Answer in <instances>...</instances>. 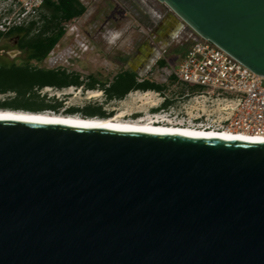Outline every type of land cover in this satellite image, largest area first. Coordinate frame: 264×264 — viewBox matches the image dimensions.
I'll return each instance as SVG.
<instances>
[{
    "label": "water",
    "instance_id": "95a60500",
    "mask_svg": "<svg viewBox=\"0 0 264 264\" xmlns=\"http://www.w3.org/2000/svg\"><path fill=\"white\" fill-rule=\"evenodd\" d=\"M264 77V0H157ZM0 264H264V141L0 117Z\"/></svg>",
    "mask_w": 264,
    "mask_h": 264
},
{
    "label": "built area",
    "instance_id": "2783aa9c",
    "mask_svg": "<svg viewBox=\"0 0 264 264\" xmlns=\"http://www.w3.org/2000/svg\"><path fill=\"white\" fill-rule=\"evenodd\" d=\"M48 1L0 0V33H8L14 28L41 26ZM77 20L65 24V30L73 29L71 23ZM78 38L77 34L76 42L86 51L87 44ZM71 52L78 56L73 50ZM161 61H165V65L160 66ZM155 71H162L164 77H173L178 83L188 86L186 93L190 100L184 108L194 109L196 114L191 116L193 121L190 118L187 122L173 121L163 114L151 117L194 129L264 136V77L216 45L193 33L191 44L180 59L170 61L162 55L147 74L153 77ZM167 122L162 125L172 124Z\"/></svg>",
    "mask_w": 264,
    "mask_h": 264
},
{
    "label": "flooded vegetation",
    "instance_id": "af4514ba",
    "mask_svg": "<svg viewBox=\"0 0 264 264\" xmlns=\"http://www.w3.org/2000/svg\"><path fill=\"white\" fill-rule=\"evenodd\" d=\"M41 27L42 26L34 27L31 31V36H35V34H38ZM91 29H93L92 26L88 30L90 40H92V37L90 36ZM20 40L21 37L17 35L6 37L5 45L9 46L10 49H0L1 64H17L13 61L23 54L24 64L42 63L49 60V56L41 62L36 59L29 58V53L20 47ZM59 45L60 43L58 44V46ZM6 55L8 56L6 57ZM60 61H62V59H60ZM57 62H59V59L57 60ZM75 63L78 67L79 62L75 61ZM115 64H117V62H115ZM89 66H91L89 63H81V68L78 67L76 73H70L69 71H66L64 69H45L47 71H56L59 76L62 77V79L58 84L45 86L44 88L39 89V94H41L46 88L56 89V92L61 93L57 97V99H51L52 95L50 93L47 94L46 97L43 96V104L50 107V111H53L60 115L62 114L64 116H79L82 118H110L116 113V110H108L106 109L105 105L113 102H122L134 92H143V94H146L151 91L152 93H156L157 97L160 98V104L158 107L150 109V113L145 116L163 114L165 116L171 117L173 121L187 122L190 118L191 121L194 120H192L193 117H191L196 114L194 112V109L184 108V104L190 100V97L187 95L186 91L182 93L180 90H177V88L181 84L178 83L173 77L162 76V78L152 77L149 74L139 75L136 77L135 83L126 92V86L121 89L114 88V86L117 84V77L120 73H118L114 78H111L107 73L96 74V72H94V70H91ZM87 71L88 73H86ZM84 72L85 74H83ZM147 83L153 84L155 88L153 90H143L144 85H146ZM96 90H101L102 93L105 94V103L88 102L83 105H79L70 103L67 100L74 93V91H78V93L84 94L89 93V91ZM61 95H63L64 98H60ZM142 112L143 111H138L134 114H131L127 117V120L138 119L143 115Z\"/></svg>",
    "mask_w": 264,
    "mask_h": 264
},
{
    "label": "crops",
    "instance_id": "0c3cea01",
    "mask_svg": "<svg viewBox=\"0 0 264 264\" xmlns=\"http://www.w3.org/2000/svg\"><path fill=\"white\" fill-rule=\"evenodd\" d=\"M80 1L89 12L88 18H94L90 35L94 42L109 44L112 49L125 42L131 45V51L122 50L115 60L118 66L124 67L121 72L130 71L136 77L147 74L164 52L170 55L174 47L182 45H185L186 51L191 44L192 30L157 0V4L150 0H123L126 7L116 0H104V6H99L101 0H95L94 5L90 0ZM130 11L135 12V21L141 27L121 25V16H127ZM149 18L152 23L146 22ZM113 30L120 35L110 43L109 33ZM185 35L186 40L181 42Z\"/></svg>",
    "mask_w": 264,
    "mask_h": 264
},
{
    "label": "trees",
    "instance_id": "16d2710c",
    "mask_svg": "<svg viewBox=\"0 0 264 264\" xmlns=\"http://www.w3.org/2000/svg\"><path fill=\"white\" fill-rule=\"evenodd\" d=\"M45 8L49 15L43 16V24L38 34L31 36L30 28H14L8 33H0V38L17 35L21 37L20 47L29 53V58L43 61L52 51H54L65 35V24L76 18L82 17L87 8L80 0H49ZM165 65V61L160 62V66ZM0 95L15 93L12 100L0 101V109H10L16 111L45 112L50 111V107L43 104V97L38 93L40 88L58 84L61 81L56 71H47L34 67L27 63L1 64L0 63ZM136 76L130 71H123L117 77L115 89L127 87L128 89L135 83ZM155 87L151 83L144 85L143 90H153ZM32 99L41 100L32 103Z\"/></svg>",
    "mask_w": 264,
    "mask_h": 264
},
{
    "label": "rangeland",
    "instance_id": "374dc122",
    "mask_svg": "<svg viewBox=\"0 0 264 264\" xmlns=\"http://www.w3.org/2000/svg\"><path fill=\"white\" fill-rule=\"evenodd\" d=\"M119 2L122 6H125L123 3V0H116ZM154 4H157L156 0H150ZM91 4L94 5L96 2L95 0H90ZM106 2L104 0H101L99 3V6H104ZM126 7V6H125ZM167 8V7H166ZM168 9V8H167ZM169 10V9H168ZM45 15H49L48 10L45 8ZM88 13L86 12L80 19H78L75 22H72L71 26H73V29L66 28L65 35L62 38L60 45L52 51V53L49 55V60L44 61L42 63H33L32 65L34 67L40 68V69H64L66 71H69L70 73H76L77 68H81V63H89L91 66V70H94L96 74L100 73H107L109 77L114 78L119 72L122 71L123 68L115 64V60L118 57V55L122 52V50L131 51L129 44L126 42L124 44L119 45L117 48H111L109 44H98L94 42L93 40L89 39V33L88 30L92 26V22H94V18H88ZM121 25H128L130 27H141L137 25L136 15L135 12H131L127 16H121ZM151 22L152 20L146 19V22ZM79 34L78 40L81 43L87 44V50L84 51L81 45H79L76 42V35ZM187 36H183V39H181V42L185 41ZM5 39L6 37L3 36L0 38V49H10L9 46L5 45ZM71 49L73 52H76L78 56H74L73 53L68 52V50ZM186 49L185 45H182L180 47H174V49L171 51L170 55L167 53H164L163 57L170 61H177L180 59L181 54H184V50ZM183 52V53H182ZM180 53V54H179ZM8 55H6L7 57ZM59 59V62L57 60ZM62 59V61H60ZM68 60V61H67ZM75 61H78V67L75 63ZM13 62L17 64H24V54L17 57ZM88 73V71L86 72ZM85 74V72L83 73ZM163 72L162 71H155V74L153 77H162ZM62 79V77H60ZM163 78V77H162ZM188 86L181 84L177 88V90H180L182 93L186 91ZM97 91V90H96ZM101 91V90H99ZM91 91H89L90 93ZM102 92V91H101ZM147 92V91H146ZM51 94V99L57 97L61 94L59 92H56V89H50L46 90L44 89V94H40L41 97L47 96V94ZM151 94V91L149 92ZM56 94V95H55ZM153 94V93H152ZM58 95V96H57ZM143 96V92L138 93H132L130 96H128L125 100L122 102H113L108 105H105L106 109L113 110L115 109L116 112L126 111L128 113L127 117L131 114H134L138 111H143V115L149 114L150 108L149 105L145 104L142 106V103L138 101V99ZM153 100L160 101V98L156 95H152ZM49 97V96H48ZM47 97V98H48ZM15 98V93H9L6 95H0V101L3 102L5 100H12ZM60 98H64L63 95L60 96ZM105 94L102 93V96L98 99H88V93H78V91H74V93L70 96L69 99H67L70 103L83 105L85 103L91 102V103H105ZM38 99H32L31 102H39ZM142 106V107H141ZM146 107V109H145ZM10 110V109H9ZM16 111V110H15ZM32 112V111H28ZM36 113V112H34ZM130 113V114H129ZM116 114V113H115ZM93 118V117H92ZM106 119V118H101Z\"/></svg>",
    "mask_w": 264,
    "mask_h": 264
},
{
    "label": "bare ground",
    "instance_id": "6f19581e",
    "mask_svg": "<svg viewBox=\"0 0 264 264\" xmlns=\"http://www.w3.org/2000/svg\"><path fill=\"white\" fill-rule=\"evenodd\" d=\"M148 92L143 94L138 101L142 103V106L145 104L149 105L150 108L158 107L160 101L153 100V96ZM102 96L101 91H91L88 93V99H98ZM141 106V107H142ZM146 109V107H145ZM130 114V113H129ZM128 113L126 111L116 112L112 117L101 119L98 117L93 118H82L79 116H64L53 111L45 112H28V111H15L8 109H0V117H12L20 119H41V120H52L59 121L64 123H80L83 125L91 126H106L113 127L118 129H136V130H147V131H156V132H166V133H177L185 135H194V136H211V137H221L226 139H242L250 141H264V136L258 135H248L244 133H234L229 131H213V130H202L194 129L188 127L187 125H175V123L167 122L166 119H161L160 117H151V116H140L136 120H127ZM172 123L167 125H162V123Z\"/></svg>",
    "mask_w": 264,
    "mask_h": 264
},
{
    "label": "clouds",
    "instance_id": "9594fccd",
    "mask_svg": "<svg viewBox=\"0 0 264 264\" xmlns=\"http://www.w3.org/2000/svg\"><path fill=\"white\" fill-rule=\"evenodd\" d=\"M120 33L119 32H116V31H111L109 33V42L110 43H113L115 42V40L119 37Z\"/></svg>",
    "mask_w": 264,
    "mask_h": 264
}]
</instances>
